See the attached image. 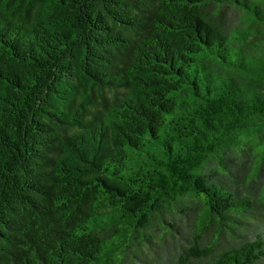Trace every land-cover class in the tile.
I'll return each instance as SVG.
<instances>
[{"label": "trees", "instance_id": "obj_1", "mask_svg": "<svg viewBox=\"0 0 264 264\" xmlns=\"http://www.w3.org/2000/svg\"><path fill=\"white\" fill-rule=\"evenodd\" d=\"M0 264H264V0H0Z\"/></svg>", "mask_w": 264, "mask_h": 264}]
</instances>
